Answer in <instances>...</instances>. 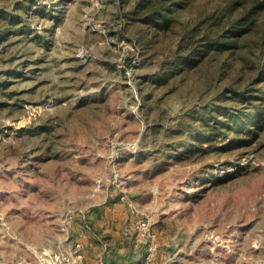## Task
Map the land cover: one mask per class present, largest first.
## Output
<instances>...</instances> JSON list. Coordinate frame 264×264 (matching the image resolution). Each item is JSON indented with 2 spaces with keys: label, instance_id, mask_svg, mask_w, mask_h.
Returning a JSON list of instances; mask_svg holds the SVG:
<instances>
[{
  "label": "rangeland",
  "instance_id": "1",
  "mask_svg": "<svg viewBox=\"0 0 264 264\" xmlns=\"http://www.w3.org/2000/svg\"><path fill=\"white\" fill-rule=\"evenodd\" d=\"M138 212L264 264V0H0V264H131Z\"/></svg>",
  "mask_w": 264,
  "mask_h": 264
},
{
  "label": "crops",
  "instance_id": "2",
  "mask_svg": "<svg viewBox=\"0 0 264 264\" xmlns=\"http://www.w3.org/2000/svg\"><path fill=\"white\" fill-rule=\"evenodd\" d=\"M105 250V247L101 246L100 248H98L97 253L95 255H92L91 249L87 250L83 255L82 264H110L107 251ZM144 255V239H142L139 235L136 234L133 225V254L131 257L128 258L127 261L132 262L131 264H139L140 262H143Z\"/></svg>",
  "mask_w": 264,
  "mask_h": 264
},
{
  "label": "built area",
  "instance_id": "3",
  "mask_svg": "<svg viewBox=\"0 0 264 264\" xmlns=\"http://www.w3.org/2000/svg\"><path fill=\"white\" fill-rule=\"evenodd\" d=\"M139 215L140 216L136 220L135 225H136L138 234L144 239L146 255H145V258H144L145 260H144L143 264H148V262L151 261L154 253L157 251L158 244L156 241L155 234L149 228L147 219L145 217H142L141 213H139ZM56 258H58V257H55V259ZM66 260L68 261V259H66ZM72 263H73V261L70 262V264H72ZM56 264H58V263H56Z\"/></svg>",
  "mask_w": 264,
  "mask_h": 264
}]
</instances>
